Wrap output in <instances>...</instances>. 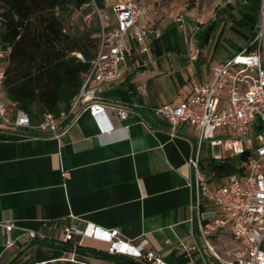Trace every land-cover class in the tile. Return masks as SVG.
Returning <instances> with one entry per match:
<instances>
[{
    "label": "crops",
    "instance_id": "crops-1",
    "mask_svg": "<svg viewBox=\"0 0 264 264\" xmlns=\"http://www.w3.org/2000/svg\"><path fill=\"white\" fill-rule=\"evenodd\" d=\"M147 1L149 20L155 21ZM239 2H224L227 8L216 11L215 30L207 45L197 48L206 51V61L203 55L202 61L191 59L185 45L169 51L153 47L154 38L147 40L149 52L132 45L123 78L101 87L103 97L132 104L125 118L111 108L96 116L82 112L58 135L26 133L0 122V264H135L100 255L106 252L105 240H64L69 224L81 230L87 225L113 229L135 243L146 241L144 248L168 264H222L204 244L197 210L191 209L196 193L187 158L195 132L184 123L171 137L165 119L151 108L187 98L195 83L209 79L212 63L246 44L231 29L232 18L241 13ZM195 11L190 8V16ZM160 27L162 32L165 27ZM210 208L202 199L201 212ZM8 222L14 224L11 248L4 247L2 224ZM28 229L45 237L30 239ZM219 229L207 231V240L219 258L229 260L210 242ZM77 246L88 252L76 253ZM74 254L77 260L70 259Z\"/></svg>",
    "mask_w": 264,
    "mask_h": 264
},
{
    "label": "built area",
    "instance_id": "built-area-1",
    "mask_svg": "<svg viewBox=\"0 0 264 264\" xmlns=\"http://www.w3.org/2000/svg\"><path fill=\"white\" fill-rule=\"evenodd\" d=\"M237 0H225L229 4ZM244 1V0H240ZM111 15L94 5L99 20V44L90 68L69 107L58 113L46 112L33 123L27 112L14 111L1 92L4 68L0 50V122L12 128H24L47 135H58L82 112L96 116L106 108L113 109L120 118L127 116L130 102L105 98L102 85L117 82L124 76L128 54L133 44L140 52H149L148 39L159 38L161 27L149 20L150 9L144 0H103ZM186 27L183 16L172 20ZM199 26L196 27L197 30ZM190 54L194 59L197 49ZM210 77L195 83L187 98L177 103H163L152 111L165 119L171 137L178 135L179 127L188 124L195 132L187 164L192 171L197 210V221L202 240L222 264H264V0L259 1L257 22L253 37L232 56L210 65ZM203 142L215 151L213 158H223L222 148L230 156L247 152L243 174H230L219 182L211 180L202 168ZM205 199L213 208L201 212L200 202ZM228 226L233 240L241 248L229 260L219 258L207 240L206 232ZM4 247L11 248L14 224H2ZM64 240L88 236L105 240L106 253L130 258L139 264H168L154 250H146V241L133 242L116 230L87 225L81 230L74 224L63 228ZM30 239L45 235L34 229L26 230ZM74 254L70 259L77 260Z\"/></svg>",
    "mask_w": 264,
    "mask_h": 264
},
{
    "label": "trees",
    "instance_id": "trees-1",
    "mask_svg": "<svg viewBox=\"0 0 264 264\" xmlns=\"http://www.w3.org/2000/svg\"><path fill=\"white\" fill-rule=\"evenodd\" d=\"M260 0L238 3L239 16L232 18L231 29L247 43L255 32ZM94 5L103 9V0H0V50L4 78L1 92L14 111L28 113L37 123L46 112L58 113L69 107L90 68L99 44V20L79 24L69 23L74 9L88 14ZM217 23L199 26L193 38L202 49L207 45ZM151 45L164 46L167 51L184 45L174 23L163 29ZM242 47H235L239 51ZM29 133L28 129L14 128ZM247 152L238 156L209 158L202 168L211 180L219 182L230 174H243ZM88 252L77 246L76 253ZM114 260L135 263L119 255L100 254Z\"/></svg>",
    "mask_w": 264,
    "mask_h": 264
},
{
    "label": "rangeland",
    "instance_id": "rangeland-1",
    "mask_svg": "<svg viewBox=\"0 0 264 264\" xmlns=\"http://www.w3.org/2000/svg\"><path fill=\"white\" fill-rule=\"evenodd\" d=\"M147 2L154 10L155 21L162 27H165L168 23L172 22L175 17L178 16H183L188 21V26L186 23L185 27L187 31L180 30V33L183 36L184 45L187 47V49H189V53L194 52L192 49H197L196 42L193 37L191 38L190 35L192 29H196L197 26L202 25L200 23L205 24L207 22L213 21L214 17H217L216 11H218L220 7L225 6V8H227V5H224L225 0H148ZM236 2H238V0L231 2V4L234 6L236 5ZM193 7H196V11L195 14L190 16L191 14L189 11L190 8ZM82 9L83 8L74 9L69 23L79 24L81 27L83 23L89 24L90 22H97V14L93 8L90 13L84 15ZM103 14L111 15L110 7H105L103 9ZM184 37H186V39ZM219 37L222 38L221 36ZM205 49L210 51L209 47H205ZM205 53L206 51L203 54L197 51L196 60L201 59L202 57L200 55H203V61H206V58L204 57V55H206ZM214 153L215 151L213 148L207 145V143L203 142L200 153L201 164L213 157ZM220 154L222 157L230 156L229 153L224 150V148L221 149ZM209 238L211 240L210 242H212V244L215 246L214 250L224 258L231 259L239 251L236 242L232 240L228 226L220 228L217 234H212L209 236Z\"/></svg>",
    "mask_w": 264,
    "mask_h": 264
}]
</instances>
